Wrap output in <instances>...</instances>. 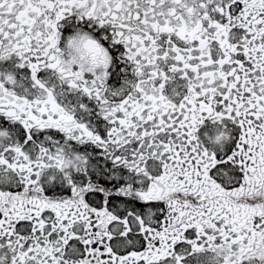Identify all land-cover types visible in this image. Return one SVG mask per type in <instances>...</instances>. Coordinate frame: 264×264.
<instances>
[{"label": "snow or ice", "instance_id": "snow-or-ice-1", "mask_svg": "<svg viewBox=\"0 0 264 264\" xmlns=\"http://www.w3.org/2000/svg\"><path fill=\"white\" fill-rule=\"evenodd\" d=\"M0 264H264V0H0Z\"/></svg>", "mask_w": 264, "mask_h": 264}]
</instances>
